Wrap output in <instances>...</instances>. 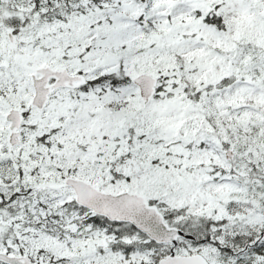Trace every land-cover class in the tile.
<instances>
[{"label": "snow or ice", "instance_id": "6c2138e0", "mask_svg": "<svg viewBox=\"0 0 264 264\" xmlns=\"http://www.w3.org/2000/svg\"><path fill=\"white\" fill-rule=\"evenodd\" d=\"M0 264H264V0H0Z\"/></svg>", "mask_w": 264, "mask_h": 264}]
</instances>
